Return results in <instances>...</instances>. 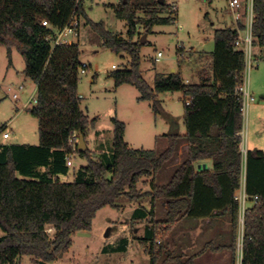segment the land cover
<instances>
[{"label": "trees", "instance_id": "obj_1", "mask_svg": "<svg viewBox=\"0 0 264 264\" xmlns=\"http://www.w3.org/2000/svg\"><path fill=\"white\" fill-rule=\"evenodd\" d=\"M164 5L156 0L111 4L115 16L127 22L126 37L107 29L103 21L87 17L85 21L102 45L129 57L128 67L110 73L115 87L134 85L138 99L151 101L154 113L164 112L159 92L180 91L184 99L190 98L189 103L183 101L185 134H166L168 146L159 152L133 148L124 139L125 123L112 117L111 148L93 151L88 147L73 150L70 144L78 133L86 142L96 120L80 106L83 62L79 45H54L53 30L42 24L46 20L60 28L73 13L85 16L83 0H0V46L6 47L7 55L12 48L20 52L23 72L36 83L35 104L26 110L36 117L39 135L38 144L0 143V264H20L23 255L29 256L31 264H51L59 253L69 250L77 231L91 227L98 209H118L123 200L150 204L149 209L140 204L133 211L134 219H148L141 242L149 264H156L162 255V245L156 243L159 225L165 235L180 217H206L215 209L229 216L234 263L239 212L234 194L243 171L247 195L257 198L244 215L240 264H264V150L248 149L242 165L243 115L235 87L241 80L244 53L233 44L237 31L234 27L213 31L210 70L199 71L197 81L186 82L178 72L156 73L150 86L140 69L143 44L134 36L139 24L148 33L155 24L176 20L173 8L171 17L159 15ZM144 8L145 17H138L136 12ZM253 9V45L261 50V59L264 0H254ZM164 116L169 117L166 112ZM182 139L188 142L185 158L167 183L157 184V172L174 157ZM71 152L87 161L74 170L70 181H62L60 176L69 171L66 156ZM204 159H211V169L196 168L195 163ZM139 182L149 188L142 191ZM158 199L167 204L163 221L154 220ZM123 240L117 250H125L127 240Z\"/></svg>", "mask_w": 264, "mask_h": 264}, {"label": "rangeland", "instance_id": "obj_2", "mask_svg": "<svg viewBox=\"0 0 264 264\" xmlns=\"http://www.w3.org/2000/svg\"><path fill=\"white\" fill-rule=\"evenodd\" d=\"M145 1L153 2V0ZM119 2L120 0H83L85 16L79 17L80 35L79 38L73 37L80 48V60L88 65L85 68V73H79L78 93L81 108L87 112L91 119L96 118L94 124L87 131V145L89 148L94 147V137L96 146L111 148L113 136L111 118L116 117L125 123L124 139L131 147L155 149L159 152L161 147L157 135L165 129L167 130L164 112L173 113L180 129L185 130L184 98L180 91L159 92L157 98L160 100L164 112L154 113L149 101L138 100L139 91L134 85L124 84L119 90L114 91V81L110 77V73L129 66V57L127 54L122 56V53H115L102 45L101 38L90 29L85 17L95 22L103 21L107 29L126 37L128 28L126 20L117 18L114 8L110 6ZM227 2V0H164L165 5L159 15L171 17L172 8L175 7L176 20L172 21L171 19L166 24H155L151 31L146 33V42L140 49V68L149 85H153L154 75L157 72L169 71L171 68L180 72L184 80H197L196 72L200 68V62L196 58L197 50H212L214 29L231 25L232 14L228 10ZM145 9L138 10L137 16L145 17ZM137 32L134 39L137 36L141 38L145 33L142 24L137 25ZM190 49L192 52L189 53ZM254 49L256 52L258 51L257 46ZM157 51L162 52L159 61L154 59ZM24 66V59L17 49L12 48L11 54L7 55L6 47H0V125H6L5 130L10 134L8 138H3L0 133V143H39L37 119L21 106L23 103H28L29 100L30 103L27 107L33 106L36 96V83L25 75ZM204 67H209V64L205 63ZM258 69L262 74L260 81H253V73H251L250 87L255 86L258 90L260 88L263 90L264 88L261 86L262 80H264L263 56L259 60ZM19 85H23V88L19 92V98L14 99L12 93ZM258 96L259 94L255 93V99L258 100ZM259 114V117H253L249 112L247 117L243 116L246 148L249 144H256L257 148L264 150V109H260ZM254 122L258 125L257 130L253 128ZM86 161L85 157L75 154L64 179L70 181L74 170L84 165ZM171 162L173 159L165 165ZM171 169L170 166L169 169L158 171L157 183L166 181L170 177ZM149 179L147 178V181ZM138 187L144 191L149 188V185L139 182ZM140 204L147 209L150 207L148 200L144 202L123 200L118 209L110 206L98 209L92 219L91 227L77 231L72 236L69 250L59 253L51 264H149V254L141 242L148 219L133 218V211ZM165 207L167 209V204L163 199L156 200L155 221L165 219ZM216 216L211 221H213L214 229L218 228V232H216L218 234L211 241L214 243L212 245H217L215 249L220 253L217 257L210 256V248L205 245L211 237V234L207 232L210 230V220L199 219L197 222L199 227L194 230L189 227L195 226L194 221L182 219L177 220L165 235H162L161 227L163 225H159L156 243L162 245V255L156 264H179L178 260L180 261L182 250L188 255L196 253L201 255L206 251L208 254H203V264H228L226 260L232 256L229 247L231 237L229 245L226 246L225 243L229 241L228 230L231 225L229 224V226L227 223L229 222L227 216ZM181 225L188 226L193 231L187 232L188 235L184 233L180 244L177 238L178 234L182 233L178 230ZM206 226L209 227L208 230L203 229ZM47 231L51 232V228ZM241 233V227L237 225L233 264H240ZM123 239L127 240L125 250H117L120 245H123ZM189 244L191 247L187 249ZM226 247L228 251L223 250ZM201 251L203 252L201 253ZM19 260L20 264H31L27 255L21 256Z\"/></svg>", "mask_w": 264, "mask_h": 264}, {"label": "built area", "instance_id": "obj_3", "mask_svg": "<svg viewBox=\"0 0 264 264\" xmlns=\"http://www.w3.org/2000/svg\"><path fill=\"white\" fill-rule=\"evenodd\" d=\"M227 6L228 10L232 14L233 22H234V28L237 31V35L234 39V47L241 49L244 53V68L241 72V80L235 87V92L240 96L241 101V112L243 116H246L247 109L249 104L255 100L254 95L250 92L249 89V75L250 71L253 68H256L259 65L260 57L258 56L256 50L254 49L253 45V33H252V26H253V20H254V0H227ZM176 8L173 7V10ZM42 24L46 27H49L53 30V34L55 36L53 40V44H60V43H71L72 38L78 35L79 27H80V21L77 14L73 13L66 25L63 27H52L48 21L43 20ZM189 51V50H188ZM182 54V53H181ZM162 57V52L157 51L156 56L154 59L156 61H159ZM88 65L83 63V66L80 68L81 73H85V68ZM23 88V85H19V87L12 93V97L14 99L19 98V92ZM35 100V99H34ZM186 103H189L190 98L186 97L185 99ZM30 103V100L28 103H23L22 108H26L28 104ZM6 125H0V133L2 134L3 138L9 137V132L5 130ZM239 135L241 136L242 140L240 143V149L242 152V157L245 160V154H246V148L244 145L245 136H244V130L242 129L239 132ZM70 144L72 145V149L75 150L78 145V138L76 135H74L72 138H70ZM74 153L71 152L66 156V164L68 166L72 165V158L74 157ZM244 179L245 177L241 178L240 186L236 193L234 194V198L238 201L239 205V212H238V226L241 227V244L239 248V257L241 260V251H242V240H243V225H244V215L246 212V209L250 207L254 202L257 196H253L250 198L244 187Z\"/></svg>", "mask_w": 264, "mask_h": 264}, {"label": "crops", "instance_id": "obj_4", "mask_svg": "<svg viewBox=\"0 0 264 264\" xmlns=\"http://www.w3.org/2000/svg\"><path fill=\"white\" fill-rule=\"evenodd\" d=\"M223 27H234V22H233V18H232V22H231V25H224V26H222V27H219V28H223ZM215 29H217V28H215ZM214 29V30H215ZM79 35H80V27H79V31H78V35L77 36H75V37H77V38H79ZM121 35V34H120ZM121 36H123V35H121ZM72 41L73 42H75V40L72 38ZM77 41H78V39H77ZM201 44H202V42H201ZM214 44V43H213ZM1 47V46H0ZM256 47V46H255ZM212 50H213V48H212ZM212 50H207V51H205V50H197V53H196V58L199 60V62H200V68L197 70V72H196V76H197V80L199 79V71H201L202 69H206V70H210V65H211V51ZM190 52H192L191 51V49L189 50V53ZM261 53V50L258 48V51H257V54L259 55ZM11 54V53H10ZM122 56H124V53H122ZM156 61V60H155ZM205 63H208L209 64V67H207V68H205L204 67V64ZM125 67H128V66H125ZM258 67H259V65L256 67V69H252L251 71H250V75H251V73H253L252 74V76H253V81H256V80H259L260 81V77L262 76V74H261V71H259V69H258ZM141 69V68H140ZM141 71H142V69H141ZM254 71V72H253ZM170 72H177L176 71V69L175 68H171L169 71H159V72H157V73H162V74H167V73H170ZM179 74H180V72H178ZM250 75H249V89H250V92L253 94V95H255V93H258L259 94V99L257 100V99H255L254 101H252L250 104H249V106H248V109H247V113H246V117H247V115H248V113L250 112L251 114H252V116L253 117H259V111H260V109H264V89L262 90L261 88H260V90H258L257 89V87H255V86H252L253 88H251L250 87ZM180 76H181V74H180ZM111 77V76H110ZM113 79V78H112ZM183 79V78H182ZM184 80V79H183ZM196 80V81H197ZM184 81H186V82H192V81H189V80H184ZM262 84H261V86H263V88H264V80H262ZM124 84H128V83H124ZM124 84H122V85H120V86H117V87H115L114 86V91H117V90H119V88L121 87V86H123ZM151 86V85H150ZM79 94V93H78ZM139 95H140V93H139ZM139 97V96H138ZM137 97V98H138ZM257 97V98H258ZM139 100V99H138ZM142 101V100H141ZM144 101V100H143ZM145 101H149V100H145ZM150 102V104H151V101H149ZM21 106H23V104L21 105ZM80 106H81V104H80ZM27 108V107H26ZM26 108H23V109H26ZM85 112V111H84ZM86 114H87V112H85ZM166 113H168V118L165 116V128H167V130L165 129L161 134H159V135H157L158 137H159V141H160V147L161 148H159L160 150H163L164 148H166L167 146H168V139L165 137V135L166 134H171V133H175L174 132V128H176L177 129V132L176 133H178V134H180V135H184L185 134V130H181L180 129V127L178 126V122H177V119H176V116L173 114V113H171V112H169V111H166ZM89 116V115H88ZM263 116V115H262ZM90 118V117H89ZM170 119H171V121H170ZM177 126V127H176ZM253 128L255 129V130H257L258 129V125H257V123L256 122H254V124H253ZM95 135V134H94ZM156 136V137H157ZM93 139H94V141H95V143H94V147L93 148H89L88 147V145H87V147L90 149V150H108L109 148H102V147H100L101 145H99V146H96V140H95V138L93 137ZM245 139H246V137H245ZM2 143H4V142H2ZM128 143V142H127ZM86 144H87V136H86ZM129 144V143H128ZM244 145H245V141H244ZM258 146H256V144H249V146H248V148H246V146H245V148H246V150H248V149H250V150H253V149H259V148H257ZM263 150V149H262ZM187 151H188V142L185 140V139H182V140H180V143L178 144V146H177V150H176V153H175V155H174V157L172 158L173 159V162H171V163H169L168 165H164L160 170H159V172L161 171V170H166V169H169L170 168V166L172 167V169H171V173H170V177L166 180V181H163L162 183H157V178H158V176L157 175H159V172L156 174V183L157 184H165V183H167L169 180H170V178H171V176H172V174H173V172H174V170L176 169V167L182 162V160L185 158V156H186V153H187ZM171 159V160H172ZM170 160V161H171ZM242 165L244 166V159H243V157H242ZM195 166H196V168H198V169H200L201 167H203V168H208V169H211L212 168V161H211V159H204V160H200V161H198V162H196L195 163ZM69 168H70V166H69ZM68 174V173H67ZM67 174H65V175H61L60 176V179L62 180V181H68V180H65L64 178L67 176ZM243 176H244V171L242 172V176H241V178H243ZM165 209H166V207H165ZM164 209V211H165V213H166V210ZM223 211H224V213H223ZM222 213H220V211L219 212H217V210L215 209V210H212V212L208 215V216H206V217H201V218H190V217H187V216H182V217H180L179 219H178V221H180V220H184V221H194V224H195V226L193 227V226H189V227H192V229H196L197 227H199V226H197V222H198V220L199 219H204V220H210V230H208L209 229V227L208 226H206V227H203V229L204 230H208L207 232H209V234H211V237L208 239V241H207V243L205 244V245H207V248L209 247L210 248V252H209V255L210 256H218V254H220V253H218L219 251H216V249H215V247L217 246V245H212V244H214V243H212V239H214L215 238V236H217V234H216V232H218L217 230H218V228L217 229H214V227H213V221H211V220H214L213 218H216L217 216L216 215H221V216H227L228 218H229V216L225 213V210H222L221 211ZM228 223V225L230 224V220H229V222H227ZM183 225H181L180 227H179V231L180 232H182L181 233V235L180 234H178V242L181 244V242H182V240H183V237H184V233H186V235H188L187 234V232H190V231H193L191 228H188V226H183ZM230 226V225H229ZM229 229V228H228ZM180 235V236H179ZM228 236H229V241H228V243H225L226 244V246H228L229 245V242H230V237H231V227H230V229L228 230ZM186 238H187V236H186ZM212 240V241H211ZM211 242V244H209ZM191 244H189V246L187 247V249H189L191 246H190ZM212 249V250H211ZM224 251H228V248L226 247V248H224L223 249ZM208 251V250H207ZM215 251V252H214ZM181 252H183V253H181ZM180 252V255H181V258H180V263H182V264H203L204 263V260H203V254H208V253H206V251L205 252H203V251H201V255H199L198 253H196V254H192V255H188L187 254V252L185 253L183 250ZM212 253H214V254H212ZM222 253V252H221ZM186 255V256H185ZM227 262H228V264H233L232 263V256H229V258H227V260H226ZM173 262V261H172ZM211 262V261H210ZM213 262V261H212ZM215 262V261H214Z\"/></svg>", "mask_w": 264, "mask_h": 264}, {"label": "water", "instance_id": "obj_5", "mask_svg": "<svg viewBox=\"0 0 264 264\" xmlns=\"http://www.w3.org/2000/svg\"><path fill=\"white\" fill-rule=\"evenodd\" d=\"M159 3H164V0H156ZM146 42V33H144L141 38H140V43H145ZM174 132H177V129L174 128ZM77 138H78V150H83L87 147L84 136L81 133L77 134Z\"/></svg>", "mask_w": 264, "mask_h": 264}]
</instances>
